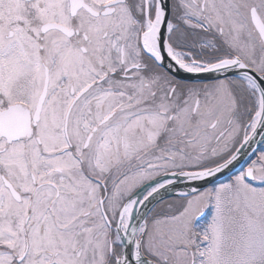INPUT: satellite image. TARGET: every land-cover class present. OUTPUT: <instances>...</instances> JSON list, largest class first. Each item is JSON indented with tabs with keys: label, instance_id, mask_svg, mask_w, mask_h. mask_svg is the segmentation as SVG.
<instances>
[{
	"label": "snow or ice",
	"instance_id": "obj_1",
	"mask_svg": "<svg viewBox=\"0 0 264 264\" xmlns=\"http://www.w3.org/2000/svg\"><path fill=\"white\" fill-rule=\"evenodd\" d=\"M264 0H0V264H264Z\"/></svg>",
	"mask_w": 264,
	"mask_h": 264
},
{
	"label": "water",
	"instance_id": "obj_2",
	"mask_svg": "<svg viewBox=\"0 0 264 264\" xmlns=\"http://www.w3.org/2000/svg\"><path fill=\"white\" fill-rule=\"evenodd\" d=\"M261 137L260 136H256L255 137V141L253 142V144H252V148L253 149H255V148H257V147H260V141H261Z\"/></svg>",
	"mask_w": 264,
	"mask_h": 264
},
{
	"label": "rangeland",
	"instance_id": "obj_3",
	"mask_svg": "<svg viewBox=\"0 0 264 264\" xmlns=\"http://www.w3.org/2000/svg\"><path fill=\"white\" fill-rule=\"evenodd\" d=\"M260 147H264V145H261Z\"/></svg>",
	"mask_w": 264,
	"mask_h": 264
}]
</instances>
